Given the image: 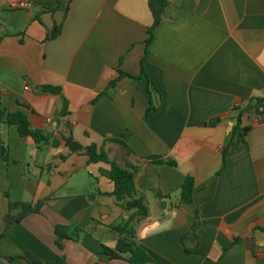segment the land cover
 <instances>
[{"label": "crops", "instance_id": "1", "mask_svg": "<svg viewBox=\"0 0 264 264\" xmlns=\"http://www.w3.org/2000/svg\"><path fill=\"white\" fill-rule=\"evenodd\" d=\"M24 2L0 0V91L8 110L26 114L50 141L39 148L0 123V235L6 192L46 204L0 240V264H28L25 253L55 264H130L102 252L119 241L111 227L129 218L102 174L110 165L72 153L63 138L70 135L84 148L103 147L120 166L127 159L139 167L135 185L150 215L136 230L155 264H264V116L243 118L250 130L237 136L222 170L234 108L264 97V0H169L149 47V0H74L67 16L70 0H32L30 10L20 9ZM56 27L62 34L49 40ZM120 71L135 78L98 99ZM48 85L63 95L44 94ZM66 100L70 114L62 117ZM152 156L177 165L146 161ZM188 177L192 205L181 201ZM197 211L205 224L188 253L182 237ZM57 226L85 234L60 250Z\"/></svg>", "mask_w": 264, "mask_h": 264}, {"label": "trees", "instance_id": "2", "mask_svg": "<svg viewBox=\"0 0 264 264\" xmlns=\"http://www.w3.org/2000/svg\"><path fill=\"white\" fill-rule=\"evenodd\" d=\"M74 0H70L67 9L66 16L70 12L71 3ZM170 5L169 0H149V7L152 12L154 22L149 28L148 34L149 38L146 41L149 47L154 39V32L160 26L163 21L166 10ZM62 34V27H56L49 37V40H54ZM149 55L147 49L146 56L141 61L142 74L145 76V64ZM124 58L122 59L123 62ZM135 78L128 73L120 71V76L112 81L107 90L99 94L98 99L104 95H111L112 91L117 87L118 83L124 78ZM42 92L44 94L62 96L63 90L60 87L54 86H43ZM97 99V100H98ZM96 100V101H97ZM95 102V101H94ZM250 107H253V111L248 112ZM235 116L232 117V121L235 122L233 132L231 134L230 140L223 150V167H226L228 163V157L230 155L231 149L234 147L236 138L238 135H245L249 132L250 127H242V120L245 116H252L256 113L257 116H264V97H254L250 99L246 105L237 106L233 110ZM69 103L64 101L60 115L62 117L69 116ZM0 123L8 126H17L19 133L22 137L32 138L36 146L39 148L49 144L50 138L47 137L43 132L35 130L32 128L30 121L26 114L23 112L11 113L5 105V98L0 91ZM67 147L72 153H78L85 150L89 157L90 164L106 163L110 165V171L102 172L104 176L112 180L115 184V191L112 196L116 203L124 210V212L129 214L128 219H123L118 224L111 227L119 233L120 238L115 248L103 247V254L109 258V260H124L130 264H155L153 258L149 253L140 245L137 236V224L143 220H146L150 215V210L146 205L145 199L138 197L139 192L135 185V174L139 167L129 163L125 159V165L120 166L117 162L111 161L108 153L103 147H98L97 145H92L90 147L84 148L80 143L75 141L72 135L68 137H63ZM119 144L127 155L133 154L132 149L122 140H114ZM54 145L58 144V141L53 142ZM63 160L66 157H62ZM146 161L154 164H169L171 166H176L174 161L166 160L164 157L152 156L148 157ZM100 194V193H99ZM195 195V180L193 177L186 178L182 188H181V201L184 204L192 205L194 202ZM6 198L9 200V211L4 217L6 229L2 235H0V240L5 238L8 230L17 223H21L24 219L31 215H40L42 209L44 208L46 201H40L36 204L25 203L14 201L8 192L5 193ZM95 196L90 197L94 199ZM159 198H164L159 195ZM205 222L202 221L201 214L197 211L193 219L192 231L182 237V244L188 253H192L199 246V231L204 226ZM85 231L82 228L76 226H57L55 229L56 244L60 250L64 249V244L66 241L78 242L82 236H84ZM239 240L236 241V243ZM233 247L225 251V254L231 252ZM9 262L13 263L15 258L5 257ZM28 264H55V262H43L37 258L32 253H25L22 257Z\"/></svg>", "mask_w": 264, "mask_h": 264}, {"label": "built area", "instance_id": "3", "mask_svg": "<svg viewBox=\"0 0 264 264\" xmlns=\"http://www.w3.org/2000/svg\"><path fill=\"white\" fill-rule=\"evenodd\" d=\"M34 3L32 2V0H26V2H24L21 6L20 9L23 10H30L33 8ZM27 90H29V87H26Z\"/></svg>", "mask_w": 264, "mask_h": 264}, {"label": "water", "instance_id": "4", "mask_svg": "<svg viewBox=\"0 0 264 264\" xmlns=\"http://www.w3.org/2000/svg\"><path fill=\"white\" fill-rule=\"evenodd\" d=\"M250 110H253V107H250V109H249V111H248V112H250Z\"/></svg>", "mask_w": 264, "mask_h": 264}]
</instances>
